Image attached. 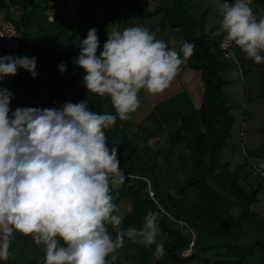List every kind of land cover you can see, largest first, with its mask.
<instances>
[{"label": "clouds", "instance_id": "9594fccd", "mask_svg": "<svg viewBox=\"0 0 264 264\" xmlns=\"http://www.w3.org/2000/svg\"><path fill=\"white\" fill-rule=\"evenodd\" d=\"M251 5L252 0L222 3L217 23L224 39L259 65L264 64V17L258 19ZM194 48L186 41L179 50L169 47L137 25L108 31L101 49L97 30L89 29L75 64L83 71L87 92L108 98L113 113L92 111L88 99L12 111L14 94L0 88V259H8L15 232L43 245L44 264H114L125 238L155 245L163 255L158 213H146L139 229L119 230L115 237L108 230L123 221L112 186L124 177L105 130L117 119L131 118L140 107L141 91H165ZM36 64L35 57L0 56V81L20 69L35 78ZM58 70L65 72L66 64Z\"/></svg>", "mask_w": 264, "mask_h": 264}, {"label": "crops", "instance_id": "0c3cea01", "mask_svg": "<svg viewBox=\"0 0 264 264\" xmlns=\"http://www.w3.org/2000/svg\"><path fill=\"white\" fill-rule=\"evenodd\" d=\"M118 1L0 0V21L11 17L15 11V19L21 25L25 24L26 36L16 42L15 57L19 48L23 56L36 58L38 76L35 78L40 102L56 107L58 103L63 105L66 101L75 103L89 99V92L82 80L83 71L76 66L75 58L79 55L82 40L91 28L97 30L102 49L107 32L113 28L123 30L138 25L155 33L156 26L161 25L162 30L156 35L157 38L169 47L180 49L181 42L185 41L183 31L168 26L162 13L142 18L132 7L125 6L120 7L115 19L108 22L112 15L105 7H115ZM224 2L232 3L233 0H182L184 9L190 15L195 19H203L204 30L213 39H219L222 35L217 21L220 19L218 8ZM171 5L172 0H147L146 9L152 13L159 6L168 8ZM251 7L258 19L264 17V0H252ZM77 31H80L79 35L70 38ZM8 49L11 52L10 45ZM230 53L221 67V77L227 82L223 88V96L226 104L231 106L233 116V126L225 145L231 142L241 145L243 157L232 161L235 169H229L228 164L232 163L230 161L224 167L230 173L240 168L237 181L244 188L242 182L248 183L247 177L251 174V171L247 176L243 173L246 155L253 157V154H264L261 153L264 151V64L257 65L247 59L234 44ZM61 63L66 64L67 70L63 73L58 70ZM18 71L17 90L29 93L35 78L23 69ZM203 89L200 71L182 65L179 74L165 91L156 95L141 91L138 110L131 114L129 120H119V128L126 139L137 145V163L143 166L147 161L152 162L162 175L163 183L172 198L176 197L184 184L185 175L192 171L190 139L193 125L199 121L198 109L203 100ZM99 101L102 112L110 113L113 110L108 98L99 97ZM10 107L12 111L20 107L17 98L12 99ZM237 137L241 140L240 143ZM220 153L222 157L224 153L221 150ZM119 160L121 165L124 157ZM220 173L218 169L217 175L220 176ZM123 177L122 183L112 186V195L119 187H133L139 182H145L144 178L133 172L123 173ZM261 187L262 184L259 188ZM251 188L253 187L248 186L244 189ZM189 191L193 198L190 201L185 199V205L206 221L213 213L212 202L206 197L198 199L194 188ZM173 192L175 195H172ZM203 203L204 208H200ZM132 204L131 198L120 199L117 206L123 220L131 212ZM229 207L231 205L227 201H222L223 217L220 223L206 229L194 219L172 217L177 229L187 238L191 237L188 251L193 252L195 248L207 245L214 238L230 241L234 239L238 224L235 218L229 216ZM143 221L144 219L141 227ZM107 227L112 236L119 230L111 225ZM157 240L164 242L163 255L157 253L155 245H138L125 238L123 247L114 253L117 257L114 264H205L201 261H173L165 250L170 244L167 234L160 231ZM8 251V259H0V264H44V260H40L45 255L43 245L37 246L29 235L15 232Z\"/></svg>", "mask_w": 264, "mask_h": 264}, {"label": "trees", "instance_id": "16d2710c", "mask_svg": "<svg viewBox=\"0 0 264 264\" xmlns=\"http://www.w3.org/2000/svg\"><path fill=\"white\" fill-rule=\"evenodd\" d=\"M98 3H100L98 1ZM101 4V3H100ZM130 6L142 18H150L154 15L163 14V19L167 25L172 28H180L183 31L184 40L195 45L193 54L187 58L183 67H188L200 71L202 83H204L203 100L199 111V121L194 124L191 133V154L192 171L185 175V184L181 186L175 198H172L163 183L162 175L156 170L155 165L147 161L145 165L137 163L135 155L137 145L129 143L122 129L119 128V119L116 124L105 130L108 147H116L118 158L124 157L120 168L123 173H137L141 178L149 181L151 196L148 187L142 182L133 187H119L113 192V203L118 205L120 199L131 198L133 200L132 210L122 221L119 230L127 229L130 226L141 228L142 220L149 211L158 213L159 229L165 232L169 238L170 244L165 247L170 259L177 262L201 261L205 264H246L245 258L249 253L245 248L224 238H214L207 245L200 247L197 253L188 251L189 240L182 231L174 229L176 226L172 217H183L194 219L205 229L213 224H219L223 213L221 202L227 201L231 206H237L241 210L237 224L244 222H258L254 213L249 209L252 203L258 198L260 188H251L245 190L237 181L240 168L234 172H226L224 176L217 175L221 168L220 157L221 147L225 145L229 136L230 129L233 126V116L231 106L227 105L223 88L227 84L221 77L222 65L225 60V53L220 47V39L211 38L204 30L203 19H195L187 12L182 4V0H172V5L168 8L157 7L152 13L146 9L147 0H119L115 7H105L111 12L112 17L107 21L111 22L116 17V12L120 7ZM155 33L159 34L162 30L161 25L156 26ZM23 35L25 33V24H22ZM80 31L74 33L70 38L79 35ZM67 39V38H66ZM69 39V38H68ZM0 51L4 55H9L8 46L0 43ZM16 57H25L20 49L16 51ZM18 73L15 76L5 77L0 81V88L8 89L18 99L20 107L51 108L49 103H42L38 100L39 89L37 88V79L29 93L17 90ZM89 107L97 113H104L100 110L99 97L89 93ZM61 103L55 108H60ZM112 110L110 113H113ZM252 160L246 155V160ZM246 165V164H245ZM194 188L198 199L208 198L212 201L213 213L209 219L203 220L198 213L189 209L185 205L186 191ZM214 188L217 190L215 191ZM239 225V229H240ZM118 230V231H119ZM116 233L113 234V237ZM44 260V256L40 258Z\"/></svg>", "mask_w": 264, "mask_h": 264}, {"label": "rangeland", "instance_id": "374dc122", "mask_svg": "<svg viewBox=\"0 0 264 264\" xmlns=\"http://www.w3.org/2000/svg\"><path fill=\"white\" fill-rule=\"evenodd\" d=\"M10 46L12 48L10 55L15 57L16 42H13L12 44H10ZM0 56H5L2 53V51H0ZM239 138L237 140H239ZM240 141L241 140H239V143ZM221 151L224 154L222 155V157H220V165H221L220 176H224L226 172L228 171V169L224 167V165L228 164L229 161L230 162L236 161L237 158L241 159L243 157V152H241L242 151L241 145L235 144L233 142H231V144H228V145H223L221 147ZM261 153H264V151H261ZM252 156H253L251 157L252 160H256L257 159L256 156L258 158L260 157L264 158V154H260V155L253 154ZM233 165H234L233 162L228 164L229 169H235L236 167H234ZM250 169L251 168L249 166V163L246 164V167L243 173L247 176L249 174ZM247 181L249 184L248 183L243 184L242 182V186L244 188H247L248 186L257 188V187H260L262 184V187L260 188L259 193H258L259 195H258L257 201L255 203H252L249 206L250 211L255 214L258 222L257 223L249 222V224L244 223V222L239 223L238 229L235 232V236L232 242H237L238 246L245 248L249 252L247 254V257L245 258L246 264H264V183H262V180H260L257 176H255L252 173L248 175ZM143 183L147 185L146 180ZM148 183L150 182L148 181ZM184 184H185V181H184ZM214 190L217 191L215 188ZM184 198L190 201L193 198L192 192H190L189 190L186 191ZM210 202L212 201L210 200ZM204 206H205V203H203L200 208H204ZM228 210H229L228 211L229 216H232L233 218L237 220L240 214L238 207L234 205V206L229 207ZM239 225L241 227L240 229H239ZM172 227L174 229L177 228V226H174V225H172ZM195 233L198 234V232H195ZM190 239L191 237L188 238L189 242H190ZM198 250H199L198 248H195V250H193V253H197Z\"/></svg>", "mask_w": 264, "mask_h": 264}, {"label": "built area", "instance_id": "2783aa9c", "mask_svg": "<svg viewBox=\"0 0 264 264\" xmlns=\"http://www.w3.org/2000/svg\"><path fill=\"white\" fill-rule=\"evenodd\" d=\"M14 15L16 12L13 11V15L11 17L6 18L5 20L0 21V43L9 46L13 42H17L22 38L23 35V28L22 25L15 19ZM220 39V47L225 53L224 58L226 59L231 55V47L233 45L232 42L224 39V34L222 33ZM249 163L250 171L252 174L257 176L262 183H264V158L256 159V160H246V164ZM147 187L149 191V195L151 196L150 192V185L147 181ZM174 223L175 219H172Z\"/></svg>", "mask_w": 264, "mask_h": 264}]
</instances>
